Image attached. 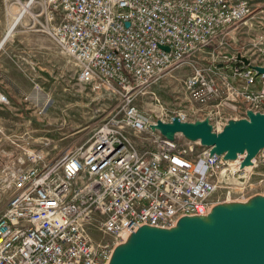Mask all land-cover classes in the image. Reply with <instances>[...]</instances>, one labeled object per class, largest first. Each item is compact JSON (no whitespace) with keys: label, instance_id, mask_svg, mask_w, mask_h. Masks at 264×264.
<instances>
[{"label":"built area","instance_id":"2783aa9c","mask_svg":"<svg viewBox=\"0 0 264 264\" xmlns=\"http://www.w3.org/2000/svg\"><path fill=\"white\" fill-rule=\"evenodd\" d=\"M28 2L41 7L33 19L42 15V28L75 63L76 83L111 84L123 102L86 148L50 161L25 135L9 139L5 153L0 122V264H109L114 248L143 226L205 217L222 202V188L226 201L244 198L227 186L264 169L261 152L241 168L245 154L224 160L179 134L168 140L151 126L188 122L186 113L152 119L134 98L173 65L212 51L227 59L229 75L194 67L184 82L192 109L205 112L215 132L248 111L264 115V74L254 69L264 68V36L241 54L221 53L230 30L251 16L249 0ZM0 104L9 105L2 92ZM258 183L264 197V174Z\"/></svg>","mask_w":264,"mask_h":264},{"label":"rangeland","instance_id":"374dc122","mask_svg":"<svg viewBox=\"0 0 264 264\" xmlns=\"http://www.w3.org/2000/svg\"><path fill=\"white\" fill-rule=\"evenodd\" d=\"M27 2L28 0H0V40L6 35L14 15ZM249 2L252 6L251 16L245 24L241 23L231 29L222 54L225 53L229 57L235 53L241 54L246 49L254 48L256 42L264 36V0H249ZM40 8L31 5L32 16L39 14ZM32 16L25 14L23 18L32 25L35 21L40 25L44 23L42 15L37 19H33ZM20 26L21 23L15 27L5 45ZM53 44L55 48L51 56L39 57L36 69L38 74L29 84L31 91H24L26 85L19 82L21 76L5 75L6 71L0 67V92L9 98V105L0 104L3 132L1 148L5 153L13 147L9 139L19 138L22 135L27 138L29 148L43 151L47 161L68 152L80 151L91 143L97 129L105 121L120 113L123 102L121 92L105 82L97 89L90 84H77L75 63L54 41ZM1 51L3 52L2 49ZM226 60L212 51H206L184 63L173 65L164 71L159 81L146 89L145 93L137 94L134 103L152 119L166 118L167 114H176L181 110L186 113L188 122L202 121L205 112L199 113L192 109V104L186 96L184 82L196 66L212 71L211 73L223 72L229 75ZM12 62L19 67L23 65L21 58L13 59ZM17 71H20V68ZM229 79L235 83L233 79ZM222 113L228 114L226 111ZM17 143L19 146L22 144ZM252 172L248 174L249 179L239 174V178L235 177L227 186L229 192H239L243 199L234 196L233 200H224L227 191L222 188L220 193L222 202L219 204L245 201L259 194L258 181L264 174V169L256 167Z\"/></svg>","mask_w":264,"mask_h":264},{"label":"water","instance_id":"95a60500","mask_svg":"<svg viewBox=\"0 0 264 264\" xmlns=\"http://www.w3.org/2000/svg\"><path fill=\"white\" fill-rule=\"evenodd\" d=\"M254 69L264 74V68ZM247 118L229 120L220 132L208 119L180 122L177 117L169 123L156 120L151 130L171 141L179 134L199 142L224 160L245 154L244 168L260 152L264 155V115L248 111ZM249 200L216 205L205 217H182L170 229L143 226L114 248L109 264H264V197Z\"/></svg>","mask_w":264,"mask_h":264},{"label":"crops","instance_id":"0c3cea01","mask_svg":"<svg viewBox=\"0 0 264 264\" xmlns=\"http://www.w3.org/2000/svg\"><path fill=\"white\" fill-rule=\"evenodd\" d=\"M22 8L23 7H21V9L18 11H21ZM26 14L32 16L30 12ZM9 26H11V24ZM36 27H39V29ZM7 35L8 33H6L5 38H2L3 40L1 39L0 67L6 71L5 75L10 76L15 74L21 76L22 78L19 79V82L26 85L24 91H31L29 84L31 81L35 80V77L38 74L36 69L38 66L39 57L41 55L48 57L53 54L55 48L53 41L51 38H49V35L46 33V31L43 28L41 29V25L37 23V21H35L34 25H32L29 21L24 20V18L21 22L20 29L14 32V35L12 38H10L9 43L5 45L10 37ZM18 58L23 60V65L20 67L18 64L14 65L12 62L13 59L17 60ZM18 68H20V71H17ZM47 70L48 68L46 67V71ZM5 90H7L8 94H11L7 88H5ZM11 90L13 91V89Z\"/></svg>","mask_w":264,"mask_h":264},{"label":"bare ground","instance_id":"6f19581e","mask_svg":"<svg viewBox=\"0 0 264 264\" xmlns=\"http://www.w3.org/2000/svg\"><path fill=\"white\" fill-rule=\"evenodd\" d=\"M32 2H27L25 3L24 5H22L21 7L22 10L21 11H18L15 15H14V18H13V22L11 23V26H9V29H8V35L7 36H10V34L12 33V31L14 30V28L22 22L23 20V17L26 13H29L30 12V6H31ZM21 9V8H20ZM31 13V12H30ZM5 38V36L3 37ZM3 40V39H2ZM2 40L0 41V44L2 43ZM5 41V40H4ZM3 45V44H2ZM1 47V46H0ZM247 167H250V166H247ZM247 171L250 170V168H246ZM239 178V177H238ZM249 199L248 200H245V201H230V202H227L225 204H219V205H224V206H227V207H230V206H235L234 204H238V203H242V204H247L249 203ZM128 239V238H127ZM126 239V240H127Z\"/></svg>","mask_w":264,"mask_h":264}]
</instances>
